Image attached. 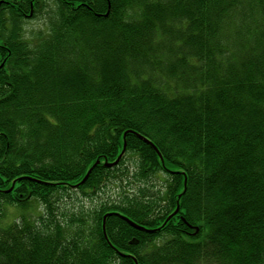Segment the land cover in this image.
<instances>
[{"label":"trees","instance_id":"1","mask_svg":"<svg viewBox=\"0 0 264 264\" xmlns=\"http://www.w3.org/2000/svg\"><path fill=\"white\" fill-rule=\"evenodd\" d=\"M44 1L0 0V264H264V0H52L34 43Z\"/></svg>","mask_w":264,"mask_h":264},{"label":"rangeland","instance_id":"2","mask_svg":"<svg viewBox=\"0 0 264 264\" xmlns=\"http://www.w3.org/2000/svg\"><path fill=\"white\" fill-rule=\"evenodd\" d=\"M54 6L55 4L52 2V0H45L44 3H42L40 7L36 8L34 13L33 12L29 13V18H28L29 20H26L24 23V31H25L24 37L25 38L31 39L34 41V43H37L38 41L43 39L41 37H38L39 31H42L39 33V34H42V37L47 35L46 34L47 30L50 32L49 29H51V26H52V24L50 23L54 20V11H55ZM50 20L52 21L50 22ZM129 158L132 159L131 156ZM136 159H137V156L133 158V160L135 161ZM87 173L88 171L82 177L81 181L84 179ZM89 174H87V177L84 180V182L87 180ZM168 177L169 176H167V173L165 174L162 172L157 173V176H156V178L159 181H163V182H165L166 179L169 180ZM155 183L159 185L157 180H155ZM155 186L158 187L156 184ZM112 191H113L112 188L109 189V191L107 192V195ZM56 197H58V195H56ZM42 202L43 201H40L38 199L30 198V200L23 202V204L21 205L19 204L5 205L4 215L1 220L2 228L9 226L10 224L14 222L19 223L20 219L30 220V221L34 220L35 217H38L44 211V206L42 205ZM64 203L71 205L70 208L74 207L77 210H79L82 207L90 206L91 202L89 201V199L81 196L78 193V191L73 190L69 192L68 195L65 196V198H62L58 204L63 206ZM93 205L95 206L97 204H93ZM101 227H102L103 236L104 238H106L104 222Z\"/></svg>","mask_w":264,"mask_h":264},{"label":"water","instance_id":"3","mask_svg":"<svg viewBox=\"0 0 264 264\" xmlns=\"http://www.w3.org/2000/svg\"><path fill=\"white\" fill-rule=\"evenodd\" d=\"M137 135V137H139L141 140H143L145 143H147L155 152H157V149H156V147L153 145V143H151L149 140H147L146 138H144V137H142V136H140V135H138V134H136ZM124 150H125V143L123 144V149H122V151H121V153L119 154V156L117 157V159L113 162V163H104V166L105 167H113L114 165H116L117 163H118V161L120 160V158H121V156H122V154L124 153ZM98 162L99 161H96V163H95V165L96 164H98ZM93 168V167H92ZM91 168V169H92ZM91 169H89V171H88V173L87 174H89L90 172H91ZM87 174H86V176L84 177V179L79 183V184H82L83 182H84V180L86 179V177H87ZM78 185H76V186H74V188L75 187H77ZM178 206L176 207V209H175V211L168 217V219L170 218V217H172V216H174L177 212H178ZM126 222H128L131 226H133L134 228H137V229H140V230H144V231H148V232H153V230L152 231H150V230H146V229H143L142 227H139V226H137V225H135L133 222H131L130 220H128L127 218H125V217H122ZM104 222V221H103ZM130 243H132V241L130 242ZM134 243H136V242H134Z\"/></svg>","mask_w":264,"mask_h":264}]
</instances>
